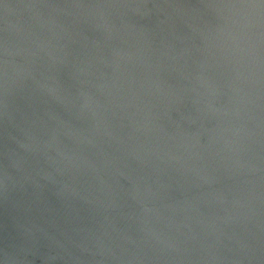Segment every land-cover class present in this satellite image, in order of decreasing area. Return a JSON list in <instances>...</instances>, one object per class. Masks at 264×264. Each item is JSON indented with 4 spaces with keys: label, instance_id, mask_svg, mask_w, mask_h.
Returning <instances> with one entry per match:
<instances>
[{
    "label": "water",
    "instance_id": "95a60500",
    "mask_svg": "<svg viewBox=\"0 0 264 264\" xmlns=\"http://www.w3.org/2000/svg\"><path fill=\"white\" fill-rule=\"evenodd\" d=\"M0 264H264V0H0Z\"/></svg>",
    "mask_w": 264,
    "mask_h": 264
}]
</instances>
